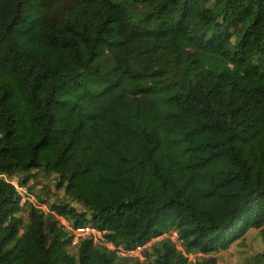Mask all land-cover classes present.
Wrapping results in <instances>:
<instances>
[{
	"label": "trees",
	"instance_id": "1",
	"mask_svg": "<svg viewBox=\"0 0 264 264\" xmlns=\"http://www.w3.org/2000/svg\"><path fill=\"white\" fill-rule=\"evenodd\" d=\"M15 175L52 177L73 226L154 238L144 264H216L264 226V0H0V264L120 259L19 209Z\"/></svg>",
	"mask_w": 264,
	"mask_h": 264
},
{
	"label": "rangeland",
	"instance_id": "2",
	"mask_svg": "<svg viewBox=\"0 0 264 264\" xmlns=\"http://www.w3.org/2000/svg\"><path fill=\"white\" fill-rule=\"evenodd\" d=\"M250 1V0H245ZM52 177L43 178L40 182L32 186V192L35 198L38 200V203L35 202L33 205L36 208H41L44 210L46 206H41L39 198L49 197V202L45 204L49 205L56 200V197L60 195V192L57 191L52 185ZM11 180H9L10 183ZM11 184V183H10ZM34 199L30 197L29 201ZM80 205V204H76ZM21 207V206H20ZM79 209H83L82 206H79ZM72 223L71 221H69ZM62 223L65 226V230L73 237V243L79 245L80 238H85L86 236H77L71 225H69L67 218L62 219ZM264 251V226L259 229H251L243 238L232 243L228 249L219 251L217 263L216 264H262L263 252ZM112 264H140L137 261L128 259L126 262L121 261L120 259H115Z\"/></svg>",
	"mask_w": 264,
	"mask_h": 264
},
{
	"label": "built area",
	"instance_id": "3",
	"mask_svg": "<svg viewBox=\"0 0 264 264\" xmlns=\"http://www.w3.org/2000/svg\"><path fill=\"white\" fill-rule=\"evenodd\" d=\"M10 183L13 185L15 192L19 196V209H23L26 203H29L32 206L35 204V202L38 203V200L35 198V196L33 194H31L28 191L27 187L24 186L20 182V179L17 175H15L11 179ZM30 197H34V199H31L29 201ZM39 204L41 206L44 205L47 208L42 210L41 208H36L34 206L33 207L37 210H42L44 213L51 215L53 218L57 219L63 225L62 219L65 217L59 215L56 210L48 208V206L44 203L40 202ZM68 223H69V225H71L69 221H68ZM71 227L73 228V231L77 236H86L87 235L85 238L91 237L93 242L101 243V245L103 247H105L107 249V251H109L110 253H113L115 256H118L121 258L132 259L134 261L139 262L140 264L145 263V257L143 255V250L147 244H144L143 246L138 247V248H126L121 244H115L112 241L106 240L105 231L100 230L94 226L85 224V225H76V226L71 225ZM85 238H80V241H81V239H85ZM171 238L175 243L178 240V236L176 233L172 234ZM153 240H155V239H152V241ZM72 243H73V237H72ZM74 245H76V244H74ZM185 255L187 257V261H189V262L194 261V259L196 257V255L190 254V253L185 254Z\"/></svg>",
	"mask_w": 264,
	"mask_h": 264
},
{
	"label": "clouds",
	"instance_id": "4",
	"mask_svg": "<svg viewBox=\"0 0 264 264\" xmlns=\"http://www.w3.org/2000/svg\"><path fill=\"white\" fill-rule=\"evenodd\" d=\"M18 176V175H17ZM14 177V176H13ZM12 177V178H13ZM12 178H9V179H6V181L9 183V180H11ZM10 184V183H9ZM10 185H12V184H10ZM12 187H13V185H12ZM14 188V187H13ZM15 191V190H14ZM41 203H43V202H41ZM45 204V203H44ZM50 209H54V208H50ZM54 210H56V209H54ZM57 211V210H56ZM58 213V212H57ZM59 215H61L60 213H58ZM61 216H63V215H61ZM64 217V216H63ZM66 218V217H65ZM68 220V219H67ZM81 225H85V224H81ZM176 232H173V234H175ZM177 234V233H176ZM178 236V235H177ZM154 239V238H153ZM171 240H172V238H171ZM173 241V240H172ZM151 243H153V241L151 240L149 243H147V245H146V247H148ZM173 243H175L174 241H173ZM176 243H178V240L176 241ZM145 247V248H146ZM144 248V249H145ZM181 250L183 251V253H184V255L185 254H189V253H186L182 248H181ZM191 254V253H190ZM143 255H144V250H143ZM186 256V255H185ZM145 257V256H144ZM121 258V257H120ZM145 262H146V258H145ZM189 262V261H188Z\"/></svg>",
	"mask_w": 264,
	"mask_h": 264
}]
</instances>
